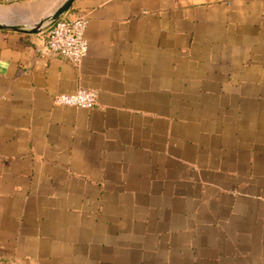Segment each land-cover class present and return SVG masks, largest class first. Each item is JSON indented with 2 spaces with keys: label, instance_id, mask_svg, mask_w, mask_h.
Listing matches in <instances>:
<instances>
[{
  "label": "crops",
  "instance_id": "crops-1",
  "mask_svg": "<svg viewBox=\"0 0 264 264\" xmlns=\"http://www.w3.org/2000/svg\"><path fill=\"white\" fill-rule=\"evenodd\" d=\"M79 16L80 66L0 31V264H264V0ZM82 88L94 109L56 105Z\"/></svg>",
  "mask_w": 264,
  "mask_h": 264
},
{
  "label": "built area",
  "instance_id": "built-area-1",
  "mask_svg": "<svg viewBox=\"0 0 264 264\" xmlns=\"http://www.w3.org/2000/svg\"><path fill=\"white\" fill-rule=\"evenodd\" d=\"M0 2L16 4L19 0H0ZM88 25L87 16L61 19L43 34L41 44L37 48L38 53L80 66L88 54V41L85 36ZM97 101L96 91L83 88L74 94H62L55 98L58 106L84 110L94 109Z\"/></svg>",
  "mask_w": 264,
  "mask_h": 264
},
{
  "label": "water",
  "instance_id": "water-1",
  "mask_svg": "<svg viewBox=\"0 0 264 264\" xmlns=\"http://www.w3.org/2000/svg\"><path fill=\"white\" fill-rule=\"evenodd\" d=\"M75 2L76 0H62L47 15L38 18L36 21H32L29 17L31 14L25 13L22 10L10 11L9 14L13 16L12 18L5 15L0 18V31L42 35L58 21L65 18L64 16L73 8ZM0 8L2 9L3 7Z\"/></svg>",
  "mask_w": 264,
  "mask_h": 264
},
{
  "label": "rangeland",
  "instance_id": "rangeland-1",
  "mask_svg": "<svg viewBox=\"0 0 264 264\" xmlns=\"http://www.w3.org/2000/svg\"><path fill=\"white\" fill-rule=\"evenodd\" d=\"M0 7H3L2 9H4V10H2L1 8H0V18L2 17V16H7V17H9V18H12L13 16H11L10 14H9V12L10 11H19V10H22L23 12H25V13H28V14H31V15H29V17L32 19V21H36L38 18H40V15H39V11H38V9L35 7V6H27V5H24V4H21V3H16V4H5V3H1L0 2ZM8 12V13H4V12ZM5 18V17H4Z\"/></svg>",
  "mask_w": 264,
  "mask_h": 264
}]
</instances>
